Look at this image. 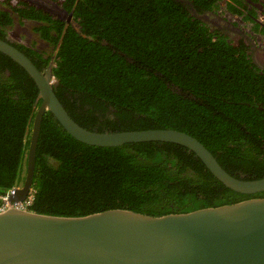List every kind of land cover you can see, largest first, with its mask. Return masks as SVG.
<instances>
[{
    "label": "trees",
    "instance_id": "trees-1",
    "mask_svg": "<svg viewBox=\"0 0 264 264\" xmlns=\"http://www.w3.org/2000/svg\"><path fill=\"white\" fill-rule=\"evenodd\" d=\"M44 1L72 11L79 29L33 6L19 9V16L42 20L34 30L59 43L52 61L54 91L75 122L98 132L184 131L229 174L264 177V70L243 46L209 31L179 0ZM189 1L203 11L217 0ZM0 61L9 70L0 72L2 195L23 183L41 97L21 66L1 52ZM32 186L28 209L54 216L107 209L160 216L264 196L226 187L178 144L83 143L49 111L41 120Z\"/></svg>",
    "mask_w": 264,
    "mask_h": 264
},
{
    "label": "water",
    "instance_id": "water-1",
    "mask_svg": "<svg viewBox=\"0 0 264 264\" xmlns=\"http://www.w3.org/2000/svg\"><path fill=\"white\" fill-rule=\"evenodd\" d=\"M35 3L48 10L58 8L41 0ZM72 25L79 29L73 19ZM0 52L28 73L41 97L32 122L25 177L10 198L12 202L23 200L32 186L45 111L83 143L105 147L146 141L178 144L192 151L226 187L243 194L264 192V177L243 179L229 174L201 141L184 131L98 132L80 126L55 94L52 69L41 71L24 52L2 38ZM0 264H264V196L160 216L127 209L83 216L6 209L0 211Z\"/></svg>",
    "mask_w": 264,
    "mask_h": 264
},
{
    "label": "flooded vegetation",
    "instance_id": "flooded-vegetation-1",
    "mask_svg": "<svg viewBox=\"0 0 264 264\" xmlns=\"http://www.w3.org/2000/svg\"><path fill=\"white\" fill-rule=\"evenodd\" d=\"M45 5L57 6V9L48 10L44 6L38 5L31 0H0V38L9 41L15 46H23L28 48L31 52L28 53L29 58L33 59V63L41 71L46 72L52 69V61L56 49L59 43L54 42L51 39H44L39 31L34 28L40 27L44 24L42 20L37 19H22L19 16V9H30L31 6L36 11L41 10L42 13L50 15L52 19L63 21L67 24H71L72 19L68 18V14L71 11L57 5L56 3L46 2L41 0ZM189 7L190 14L195 18L201 20L209 27V31L218 33L225 37L226 41L233 45H241L244 47L247 57L253 64L264 70V0H217L211 9L199 11V7L193 5L189 0H179ZM231 5V7H229ZM65 10L67 13L61 10ZM7 17V18H6ZM9 19L8 23H5ZM17 22H23V24H29L31 29L33 28L34 34L37 37H33L32 34L25 36V42L18 44L8 38L6 30L13 27L14 20ZM15 20V22H16ZM17 32V29L15 30ZM56 36V33H52ZM41 39L42 42L37 44L35 41ZM22 51V52H23ZM25 53V54H26ZM41 57H37V55ZM5 55V54H4ZM47 65H45V60ZM31 59V60H32ZM3 71L9 74L8 67L0 61V72ZM55 82V80H54ZM79 111L83 109L78 105ZM85 109V108H84ZM111 117V116H110ZM95 131V130H94ZM105 132V131H104Z\"/></svg>",
    "mask_w": 264,
    "mask_h": 264
},
{
    "label": "built area",
    "instance_id": "built-area-1",
    "mask_svg": "<svg viewBox=\"0 0 264 264\" xmlns=\"http://www.w3.org/2000/svg\"><path fill=\"white\" fill-rule=\"evenodd\" d=\"M20 186L21 184L15 185L12 188H10L6 193L0 195V200L2 202V205L0 206V211H4L10 208H17V209H21L25 211H30L28 207L32 204L33 199H34V193H35V189L33 186H31L28 189L27 194L23 200L18 201V202H12L10 200V198L16 194V190Z\"/></svg>",
    "mask_w": 264,
    "mask_h": 264
},
{
    "label": "rangeland",
    "instance_id": "rangeland-1",
    "mask_svg": "<svg viewBox=\"0 0 264 264\" xmlns=\"http://www.w3.org/2000/svg\"><path fill=\"white\" fill-rule=\"evenodd\" d=\"M15 20L13 27L6 30L9 39H11L15 43L23 44L25 42V36L30 37L28 35L32 34L33 37H37V35L34 34L33 28L31 29V27H29V24H23V22H17V20L15 22ZM16 29L17 32L15 31ZM35 42L39 44L40 42H42V40L38 39V41ZM262 45H264V42Z\"/></svg>",
    "mask_w": 264,
    "mask_h": 264
}]
</instances>
